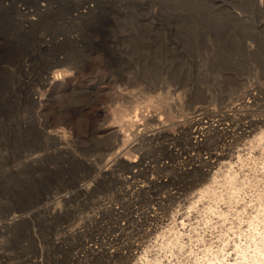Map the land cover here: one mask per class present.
Returning a JSON list of instances; mask_svg holds the SVG:
<instances>
[{
	"label": "rangeland",
	"instance_id": "obj_1",
	"mask_svg": "<svg viewBox=\"0 0 264 264\" xmlns=\"http://www.w3.org/2000/svg\"><path fill=\"white\" fill-rule=\"evenodd\" d=\"M18 4L29 6L34 11L35 19L29 20L18 9ZM67 38L68 40L65 41ZM71 43L73 44L71 45ZM60 49L61 53H59ZM68 51L72 56L69 55ZM66 55L69 56L66 57ZM71 58L73 60H70ZM75 58L78 62L77 60L74 61ZM63 60L68 65H65L66 63L58 64ZM73 61L77 64H74ZM62 67L64 71H68L66 74L61 73L63 72ZM66 68L71 69V71ZM59 69L61 70L60 79L57 82L52 79L55 86L51 79L47 84L42 83V77L45 78L48 73L52 74L54 70ZM124 74L125 76H123ZM114 76L115 80L113 79ZM117 82V85L120 84L119 87L122 85L123 91L121 90L122 87L120 89L115 87L116 84L114 83ZM109 83L112 84L111 89L110 85L108 86ZM239 83L242 84V88ZM84 86L86 87L83 88ZM125 86L133 93L130 91L132 94H127L129 90L127 89L125 92L127 88ZM79 87L85 90L77 89ZM237 87H239L238 93L244 91L242 92L243 95L248 97H245L247 101H250L249 106H242L243 108L238 109V112L241 113L238 115L242 116V113H245L246 116L243 115L244 118H241V121H248L251 116L264 118V0H0V264L4 262L6 264H98L100 261L102 262L99 264H107V261L101 257L102 254L96 251L97 254L94 252L95 256L89 250V245L98 246L97 241L100 242L104 238L106 241L108 237L109 239L123 237L124 242L128 240L136 242L140 240L141 243L146 241L149 238L146 234V228L151 227V224L143 225L142 218L144 219L145 211L151 209L150 206H158L154 202L151 205L149 199L151 196L166 195L164 191L174 185L169 184L162 188L156 184L146 194L139 190V185L143 183L141 179L144 180L146 177L139 175L133 179L122 178L126 177L127 174L132 175L135 170L138 171V167H134L131 172L124 168V171L122 166L115 164L116 167L113 164L114 161L119 163L125 160L126 156L128 157L126 160L129 161L131 155L133 156L137 152L130 147L134 146L135 143H144V145H148V147L145 145L144 148H151L149 155L147 154L150 158H147V162L152 160L149 163L155 168L170 160L169 164L174 163V159L169 156V147H173L175 152H181V149L184 151L189 147L194 156L199 152L197 156L203 160L209 159L208 156L212 148V151L233 152L232 150L241 149L245 152V149L250 145L249 139L252 136L239 140L232 136L233 131L222 129V127L235 128L232 120H230L233 118L232 115H235L233 113L235 110L227 111L228 113L231 112V118L228 119L230 121L225 120V123L230 122L229 127L227 124H222V126L210 130L212 133L210 131L206 133L205 129L203 135L207 136V142L205 141V146L202 147L203 149L200 148L201 150L191 146V136L194 135L191 132L196 127L195 125L191 126V120H189L190 122L187 120L190 116L189 119L196 118L194 115L200 109V111L207 110L211 114L216 111L218 114L223 113V110L226 109L225 104H229L230 100H233V94H235L234 91ZM115 89L119 91L115 93L114 97L113 91H116ZM106 90L112 94L109 92L105 94ZM240 90L242 91L240 92ZM84 91L91 92L86 93ZM120 92L126 93L127 96ZM250 92L253 95L256 93V98H259L256 99L252 94H249ZM85 93L86 96L93 94L86 97ZM119 93L124 96H122L123 99ZM29 94L35 95L36 104L31 102ZM108 94L113 97L115 102L110 100L112 98H108ZM119 95L124 102L121 100V103L120 99L117 102ZM130 95L135 96L133 98ZM224 96H232V98L223 99ZM178 97L183 106H181ZM249 97L256 103L251 102ZM78 98H81V101ZM222 99L225 100L224 103H222ZM194 100L196 101L193 102ZM242 100L238 101L234 98L233 102L237 104ZM173 104L175 105L173 106ZM230 104L232 105V102ZM251 104L253 106H250ZM238 106L241 107L238 104L237 108ZM160 107L163 111L161 113L163 118L160 117ZM134 108L139 109L137 117L141 118L137 120H146L148 116H152L149 117V122L147 120L146 123L142 120L141 122L135 120ZM153 114L156 115L153 116ZM129 116H132L139 125L142 123L143 129L136 122L134 124L137 127L135 125L132 127V117ZM159 117L163 124L166 123L168 126H166L165 136L158 133L157 127L160 124L154 125L158 119L159 122H162ZM163 119L166 121L164 122ZM182 119H186L188 122L185 120L180 124L179 121ZM118 121L119 123L124 122L126 128L129 124L132 131L135 128L139 129L136 134V129L130 134V138L134 134L136 135L131 138V141L135 138V143L134 140L132 142L129 139L122 140L124 138L121 136L123 133L118 132V137H115L117 136L116 133L112 141L105 145L110 149L104 150L100 142L101 135L111 131H106L105 126L110 123H118ZM158 121L156 123H159ZM174 121L178 122V125ZM185 122L190 123V125L187 124V128ZM147 123L153 124L156 128L153 130V125L148 126ZM182 124L184 125L182 126ZM102 126L105 133L101 130ZM144 128L153 131L148 130L151 131L149 133L145 129L147 133ZM45 132L49 133L46 135ZM50 133L55 134V137L48 136L51 135ZM237 134L235 135L237 136ZM226 135H231L233 138L228 136L226 138ZM137 136L142 140H138ZM155 137L156 139H154ZM173 139L174 142H172ZM60 143L63 145L61 146ZM230 143H232L231 146ZM165 146L166 148H164ZM216 146L217 149L218 147L220 149H214ZM207 148L210 149L207 150ZM207 151L208 154H206ZM32 157L33 159H31ZM112 158L114 159L112 160ZM182 159L181 157L176 158L175 163L180 167L181 165L184 167L192 166L191 164L187 165ZM110 161L113 163L111 164ZM92 163L95 165L93 166ZM88 165L92 168L89 169L90 166ZM111 165L114 166L112 167L115 173L110 169V171L108 170ZM97 166L98 168H95ZM206 167L204 166V168ZM99 168L106 176L100 174L103 179L99 176ZM155 168H153V172L156 170L157 176L156 173L154 175L150 171L148 178H151L153 174L154 177L161 176L160 180L174 179L172 170L168 172ZM244 168L247 169L248 167ZM95 175H97L99 182L93 184V188L88 187L87 189L90 190L87 191L85 185L81 184L92 181ZM188 176L184 179L186 183L183 186L181 198L167 201L168 214L165 211H163L164 213L161 212L163 209H158L161 215L164 214L165 220L168 219L169 216L167 215H171V212L184 213L185 197L191 196L197 190L195 185L201 181L202 174L199 172L191 175L193 177L189 176L188 178ZM111 177L119 179L115 182V180L110 179ZM136 178H139V183ZM129 181L132 183L131 185ZM167 187L168 189H166ZM195 187L196 190L193 191ZM129 188L134 189V191ZM123 189L125 190L123 191ZM64 193H67L66 196L69 198L67 201L62 200L64 203L61 202L64 209H60L61 206L58 209L55 208V205H58V200L63 199L58 195ZM127 193L129 197L126 195ZM78 194L80 196L81 194L87 195L81 196L80 199ZM135 195L138 196V199ZM97 196L98 198L101 196V201L104 199L105 202L99 203L101 204L100 208L93 205V200L98 199ZM245 196L248 199L249 193ZM84 200H87V203ZM163 202H166L165 199ZM69 205L71 206L69 207ZM53 206L57 210L51 209ZM223 206L227 207L225 204ZM135 209H139V211ZM119 212L123 215H120ZM196 215L199 214L194 210L189 216L191 222H196ZM247 215L248 213H243L242 218H247ZM228 217H230V221L231 218L238 221L234 213H229ZM245 222L243 223L244 228ZM212 230L213 228L205 232L206 239L214 237L213 241H217L219 228L214 229V232ZM108 231L112 233L110 234ZM229 231L232 235V230ZM101 237L102 239L99 240ZM230 244L228 245L229 249L233 245ZM121 245L122 243H119L116 246ZM105 246L109 247V244H105ZM40 247L43 249L42 251L45 249L44 253L40 251ZM183 257L184 255L181 258ZM44 259L45 263H43ZM123 261H117V263H126L125 259ZM117 263L111 261L110 264Z\"/></svg>",
	"mask_w": 264,
	"mask_h": 264
},
{
	"label": "bare ground",
	"instance_id": "obj_2",
	"mask_svg": "<svg viewBox=\"0 0 264 264\" xmlns=\"http://www.w3.org/2000/svg\"><path fill=\"white\" fill-rule=\"evenodd\" d=\"M83 2H85V1H83ZM85 3H87V2H85ZM69 36H70V34H68ZM76 35H78V34H76ZM75 35V36H76ZM66 37H68V36H66ZM72 37V36H71ZM71 37H69V38H71ZM73 38V37H72ZM79 38V37H78ZM63 40V39H62ZM66 40H68V38L67 39H65V41ZM71 40V39H70ZM73 40V39H72ZM74 40H76L75 38H74ZM64 41V40H63ZM62 41V42H63ZM77 41H80V39L78 40L77 39ZM69 42V41H68ZM71 42H73V41H71ZM46 43V42H45ZM65 43V42H64ZM63 44V43H62ZM73 43H71V45H72ZM76 44H79V43H76ZM75 44V45H76ZM46 45V44H45ZM64 45V44H63ZM62 45V48L64 47ZM70 45V44H69ZM77 46V45H76ZM81 46V45H80ZM68 47V46H67ZM69 47H71V46H69ZM78 47V46H77ZM252 47V46H251ZM79 48V47H78ZM253 48V47H252ZM76 49V48H75ZM64 50V49H63ZM62 50V51H63ZM66 50V49H65ZM77 50V49H76ZM69 52V51H68ZM59 53H61V49H60V52ZM70 53V52H69ZM62 54H65V53H63L62 52ZM68 54V53H67ZM59 55V54H58ZM61 55V54H60ZM70 56H72V54L70 53L69 54ZM68 55V56H69ZM64 56V55H63ZM67 55H66V57H68ZM79 56V55H78ZM75 57V56H74ZM65 58V57H64ZM73 58V57H72ZM70 59V60H73V59ZM79 59V58H78ZM59 60V59H58ZM67 60L69 61V59L67 58ZM77 59L75 58V60L74 61H76ZM57 61V60H56ZM73 61V62H74ZM82 61V60H81ZM80 61V62H81ZM77 62H78V60H77ZM66 62L63 60V61H60L58 64L60 65V64H65ZM76 62H74V64H75ZM57 64V63H56ZM73 64V65H74ZM77 64V63H76ZM82 64V63H81ZM65 65H68V63H66ZM70 65V64H69ZM72 65V64H71ZM70 65V66H71ZM61 66H63V65H61ZM60 66V67H61ZM77 67V66H76ZM71 68V67H70ZM58 69V68H57ZM66 69H68L69 70V68H66ZM61 70L63 71V72H61ZM61 70L59 69V70H54V73H52V74H50V73H48L47 74V76L44 78V77H42L43 79H42V83L44 84V83H46L47 84V82L51 79V82H52V84H53V81H52V79L55 81V82H57L59 79H60V74L61 73H63V74H66V71H64V69H63V67L61 68ZM118 70V69H117ZM69 71H71V69L69 70ZM116 71V70H115ZM61 72V73H60ZM68 72V71H67ZM119 72V71H118ZM121 72V71H120ZM72 73V72H71ZM62 74V75H63ZM118 74V73H117ZM121 74H123V73H121ZM45 76V75H44ZM117 76V75H116ZM119 76V75H118ZM123 76H125V74L123 75ZM63 78V77H62ZM61 78V79H62ZM115 78V76L113 77V79ZM128 78H130L129 76H128ZM127 78V79H128ZM112 79V78H111ZM115 80V79H114ZM118 80V79H117ZM122 80V79H121ZM113 81V80H112ZM111 81V82H112ZM120 81V80H119ZM118 81V82H119ZM124 81V80H123ZM123 81H121L122 83H123ZM50 82V81H49ZM54 82V83H55ZM110 82V83H111ZM118 82L117 83H114V84H116L115 85V87L117 86V88L119 87V85L121 84L120 82V84L119 85H117L118 84ZM110 83L108 84V86L110 85ZM113 83V82H112ZM42 84V85H43ZM113 84V85H114ZM54 85V84H53ZM112 85V84H111ZM111 85H110V89H111ZM242 85V84H241ZM241 85H240V83H239V86L241 87ZM55 86V85H54ZM57 86V85H56ZM61 86H62V84H61ZM60 86V87H61ZM89 86V85H88ZM94 86V85H93ZM92 86V87H93ZM57 87H59V86H57ZM86 86H84L83 88H85ZM91 87V86H90ZM89 87V88H90ZM96 87V86H95ZM106 87V86H105ZM104 87V88H105ZM114 87V88H115ZM120 87H122V85L120 86ZM120 87L118 88V89H120ZM125 87H127V86H125ZM125 87H124V90H125ZM83 88H77V89H82V90H85V89H83ZM114 88H113V90H114ZM242 88V87H241ZM37 89V88H36ZM75 89H76V87H75ZM88 89V88H87ZM91 89H93V88H91ZM108 89V88H107ZM110 89H108V90H110ZM127 89H128V87L126 88V90H125V92L127 91ZM239 89V87H237V89L234 91V93L235 94H233L232 96L234 97V98H236V100H242V98H244V100H242L241 102H237V104H234V102H233V100H234V98H233V100H230L231 102H232V105L229 103V104H225L226 105V109L225 110H223L224 112L223 113H217V111L215 112V113H213V114H211L209 111H207V110H202V111H200L199 109V113L197 112L196 113V115H194V116H196V118H194V119H187L188 121L189 120H191V126H194L195 125V130L193 129V131L191 132L192 134H194V135H192L191 136V146L192 147H194V148H198L199 150H201L200 148H202L203 146H205V141L207 140V136L206 135H203L204 134V131H205V129H206V133H208L210 130H212V129H215L216 127H219V126H222V124H230V122L229 123H225V120H227V122L228 121H230V120H232L231 122L233 123V125H234V129H227V127H222V129H224V130H227V131H233L232 132V136H235V137H237V139H239V140H242V139H245V138H250V136H252V138L251 139H249V142H250V145L245 149V152H243L241 149H238V150H232L233 152H230V151H228V152H225V150H218V149H220L219 147H218V149H217V143H216V148H214V149H217L218 151H212V149H211V152H210V155L208 156V155H206V156H208L209 157V159L207 158L206 160H203L201 157H198L197 155H199V152L197 153V155H193V153H191L190 152V150H189V147L187 148V149H185L184 151H183V149H181L182 151L180 152V151H178V152H175L174 151V148L173 147H169L168 148V151H169V156L170 157H172L174 160V163L173 164H169V162L171 161L170 159V161L169 162H165L163 165H160V167H156V168H159V170L160 169H162V170H167L168 172L170 171V170H172L173 172H174V179H170V180H168L166 177V179H162V180H160V177L161 176H159L158 175V177H156L157 176V173H156V170H154L155 172H153V168H155L154 166H152V164H150L149 162H152V160H150V161H148L147 162V158L149 157V156H147V154L149 153V149H151V148H144V146L146 145H144V143L143 144H140V143H135V138L132 140L135 144H134V146H130V147H132L133 149H134V151L136 152V154H134L133 156L131 155V158L129 159V161L128 160H126L128 157L126 156V159L125 160H123L122 158H120V159H122L123 161H120L119 163H118V161H117V163H116V161H114V163H113V161H110L111 162V164L113 163L114 165L116 164V165H120V166H122V168L124 169H128V170H130V172L132 171V169L134 168V167H138V171H136L135 170V173H132V175L131 174H125L126 175V177L124 176V177H122L123 179H127V178H135V177H139V175H141L142 177L144 176V180H142L141 179V181H143V183L141 184V185H139V184H137V185H139L140 187V189L139 190H141V192H145L146 194L149 192V191H151V188H153V186L154 185H156V184H159V186L160 187H162V188H165L166 186H168L169 184H171V185H174L173 187H171L170 186V188L168 189V187L166 188V189H168V190H166V191H164V194H166V195H163V194H159L160 195V197H152L151 196V199H149L150 200V202H151V205H152V202H154V204H157L156 206L157 207H154V206H150L149 208H151V209H149L148 211L146 210L145 211V213H144V219L142 218V220H143V225L144 224H147V226H148V224L150 225L151 224V227H147L146 228V234H147V236L149 237L146 241H142V243L141 242H139V241H137V242H139V243H137L136 241H132V240H128L127 242H124L125 241V239L122 237H114L113 239H109V237H108V240H104V239H102V237L99 239V240H101L100 242L99 241H97L98 243H99V245L98 246H93V244L92 245H89L90 246V248H89V250H91V252H95L96 253V251H98V253H100V254H102V256L101 257H103L104 259H105V261H107L106 263L107 264H110L111 263V261H114V262H116L117 263V261H123L124 259H125V262L126 263H124V264H264V118H261V117H259V118H257V117H253V116H251V118L248 120V121H245V122H242L241 120V118H244L243 117V115L245 114V113H242L243 115L241 116V115H238V114H241V113H239L238 112V109L239 108H243L242 106H246L247 107V105H248V103H250V101L248 100H246V98L245 97H247V96H245V95H243V93L242 92H244V91H242V90H240V92L241 93H238V90ZM35 90V89H34ZM34 90H33V92H34ZM94 90V89H93ZM92 90V91H93ZM104 90V89H103ZM116 91H113V96L115 97V93H118V91H117V89H115ZM122 91H123V87H122V89H121ZM129 90V92L127 93V94H132L133 93V91H131L130 89H128ZM36 91V90H35ZM72 91V90H71ZM79 91V90H78ZM78 91H76V93H78ZM132 93H131V92ZM74 92H75V90H74ZM84 92H91V91H84ZM106 93L105 94H107L108 92H109V94H112L110 91H105ZM79 93H80V91H79ZM86 93H85V96H86ZM94 93V92H93ZM92 93V94H93ZM120 93H123V92H120ZM119 93V94H120ZM92 94H90V95H92ZM104 94V93H103ZM108 94V98H112V99H110V100H112L113 101V97H111V95H109ZM126 94V93H125ZM124 93H123V95H125ZM127 94H126V96H127ZM249 94H252V92H250ZM256 94V93H255ZM253 95L252 94V96H254L255 98H256V95ZM77 95H79V94H77ZM90 95H88V96H90ZM121 95V94H120ZM120 95L119 96H117V98H118V101L117 102H119V99H120V102H121V100L123 99V95H121V97H122V99H121V97H120ZM136 95V94H135ZM134 95V96H135ZM73 96V95H72ZM82 96V95H81ZM88 96H86V97H88ZM107 96V95H106ZM105 96V97H106ZM125 96V97H126ZM129 96V95H128ZM131 97H133L134 98V96H132V95H130ZM232 96H224L223 97V99H228L229 97H231L232 98ZM249 96H251V95H249ZM29 97H30V100H31V102L33 103V104H36L37 103V99H36V97H35V95L34 94H32V95H30L29 94ZM78 97V96H77ZM85 97V98H86ZM104 97V98H105ZM84 98V99H85ZM92 98V97H91ZM90 98V99H91ZM107 98V97H106ZM127 98V97H126ZM125 98V99H126ZM128 98H130V97H128ZM179 98V97H178ZM177 98V99H178ZM248 98V97H247ZM250 99H251V97H249ZM257 98H259V97H257ZM256 98V99H257ZM263 98H264V94H263ZM79 99V98H78ZM84 99H82V101H84ZM222 99V100H223ZM255 99V100H256ZM80 101H81V98L79 99ZM114 100H115V98H114ZM117 100V99H116ZM178 100H180V104H182V101H181V99L179 98ZM221 100V101H222ZM252 100V99H251ZM264 100V99H263ZM73 101V100H72ZM75 101V100H74ZM196 100H194L193 102H195ZM224 101L225 100H223L222 101V103H224ZM254 100H252L251 102H253ZM258 101V100H257ZM113 102H115V101H113ZM122 102H124L123 100H122ZM121 102V103H122ZM173 102H175V101H173ZM172 102V103H173ZM179 102V101H178ZM236 102V101H235ZM255 102V101H254ZM31 103V104H32ZM80 103H82V102H80ZM171 103V104H172ZM256 103V102H255ZM74 104H76V103H74ZM170 104V103H169ZM241 105V107H239L238 106V108H237V105ZM253 104V103H252ZM250 105V106H253V105ZM78 105V104H77ZM175 104H173V106H174ZM177 105V104H176ZM178 105H179V103H178ZM172 106V105H171ZM181 106H183V104L181 105ZM224 106V105H223ZM229 106V108L227 109V107ZM249 106V105H248ZM32 107H34V106H32ZM136 107H138V106H136ZM137 109L138 108H134V111H135V113H136V115H135V113H134V115L136 116V119L135 120H137L139 117H137V115H138V113H139V109H138V111H137ZM160 109H161V107H160ZM206 109V108H205ZM208 109V108H207ZM32 110V109H31ZM212 110V109H211ZM215 110V109H214ZM228 110H235V112H233L235 115L233 116L232 115V117L233 118H231V116H230V113H228L227 111ZM33 111H34V109H33ZM156 111V110H155ZM220 111H221V109H220ZM241 111V110H240ZM163 111H162V109H161V112H160V117H162V113ZM211 114H209V113ZM213 112V111H212ZM154 113H156V112H154ZM217 113V114H216ZM247 113H249V112H247ZM251 114V113H250ZM152 115V114H151ZM154 115H156V114H153V116ZM252 115V114H251ZM34 116V115H33ZM133 116V115H132ZM131 116V117H132ZM159 116V115H158ZM157 116V117H158ZM218 116H220V117H218ZM241 116V117H240ZM245 116V115H244ZM130 117V116H129ZM130 117V118H131ZM134 117V116H133ZM132 117V120L131 121H133L132 123L133 124H131L132 125V127H137V125H135L134 123L136 122V124H138V122L137 121H139V122H141V120H137V121H135V120H133L134 118ZM143 117H145V116H143ZM142 117V118H143ZM149 117H152V116H148V118H146V120H147V122H149L148 121V119H149ZM159 117V118H160ZM193 117V116H192ZM246 117V116H245ZM141 118V117H140ZM139 118V119H140ZM154 118V117H153ZM156 118V117H155ZM163 118V117H162ZM231 118V119H230ZM33 119H35V118H33ZM129 119V118H128ZM151 119V118H150ZM157 119V118H156ZM161 119V118H160ZM228 119H230V120H228ZM145 119H143L142 120V122H145L146 121ZM159 120V119H158ZM157 120V121H158ZM164 120V122L166 121L165 119H163ZM177 120H179V119H177ZM186 120V119H185ZM185 120H183L182 119V121H179V123L181 122V123H183V121H185ZM186 120V121H187ZM37 121H39V120H37ZM128 121V120H127ZM150 121H152V120H150ZM156 121V120H155ZM156 121V122H157ZM160 121V120H159ZM158 121V122H159ZM161 121H162V119H161ZM187 121V122H188ZM243 121H244V119H243ZM121 122V121H120ZM129 122H130V120H129ZM154 122V121H153ZM152 122V123H153ZM156 122H154L155 124L154 125H157V124H160L157 128L159 129H157L158 130V133L160 134V135H164L165 136V134H166V131H167V128H166V126H167V124L165 125V124H163V121L162 122H159V123H156ZM175 122V121H174ZM35 123H36V121H35ZM40 123V122H39ZM118 123H119V121H118ZM110 123L109 125L107 124V126H105L106 127V131H109V130H111L109 133H105V129L104 130H102L104 127L102 126V128H101V130L102 131H104V135L102 136L101 135V137H102V139H101V145H102V148H104V150H109L110 148L109 147H105V145H107V144H109L111 141H112V139H113V137L116 135V133H117V136H115V137H118V132L120 133L121 132V136H124V138L122 139V140H128L129 139V141H131V138L138 132V130L136 129H134L135 130V134L133 135V136H131V138H130V134L131 133H133V131H132V127L130 128L129 127V124H128V126H127V128H126V124H124V122H122V123ZM146 123V122H145ZM145 123H143L144 125H145ZM162 123V124H161ZM175 123H177V125H178V122H175ZM180 123V124H181ZM186 123V122H185ZM190 123H186L185 125H186V128H187V124L188 125H190ZM41 124V123H40ZM116 124V125H115ZM142 124V123H141ZM141 124L139 125L140 127H141ZM147 124H149V123H147ZM130 125V126H131ZM135 125V126H134ZM151 124H149L148 126H150ZM153 125V124H152ZM151 125V126H152ZM152 126L153 128V130L156 128L155 126ZM173 125H174V123H173ZM184 124H182V126H183ZM36 126V125H35ZM42 126V125H41ZM45 126V125H44ZM175 126V125H174ZM232 126V125H231ZM119 127V128H118ZM147 127V126H146ZM168 127V126H167ZM189 127V126H188ZM228 127H229V125H228ZM233 127V126H232ZM37 128V127H36ZM41 128V127H40ZM46 128V127H45ZM128 128H129V130H128ZM142 128V127H141ZM140 128V129H141ZM148 128H150V127H148ZM190 128V127H189ZM39 129V128H38ZM143 129V128H142ZM145 129H147V128H144V130ZM180 129V128H179ZM183 129V128H182ZM191 129V128H190ZM219 129V128H218ZM217 129V130H218ZM46 130V129H45ZM44 130V131H45ZM130 131V132H128V131ZM143 130V131H144ZM148 130H151V129H147V131ZM153 130H151V131H153ZM185 130V129H184ZM187 130V129H186ZM43 131V130H42ZM132 131V132H131ZM137 131V132H136ZM140 131H142V130H140ZM142 131V132H143ZM146 131V130H145ZM146 131V132H147ZM150 131V132H151ZM181 131V130H180ZM189 131V130H188ZM222 131V130H221ZM227 131H224V132H227ZM50 132V131H49ZM49 132H47V133H49ZM53 132V131H52ZM149 132V131H148ZM147 132V133H148ZM149 132V133H150ZM182 132V131H181ZM211 132V131H210ZM214 132H216V131H214ZM42 134L44 133V132H41ZM46 133V132H45ZM47 133H46V135H47ZM55 133V132H54ZM115 133V134H114ZM145 133V132H144ZM157 132H156V134H158ZM167 133H170V132H167ZM183 133V132H182ZM184 133H187V132H185L184 131ZM212 133V132H211ZM227 133H229V132H227ZM236 133H238L237 134V136L235 135ZM51 134V133H50ZM53 134V133H52ZM48 135V136H50V137H53L54 135ZM225 134V133H224ZM231 134V133H230ZM46 135H44V136H46ZM142 135V134H141ZM145 135V134H144ZM149 135V134H148ZM151 135V134H150ZM188 135V134H187ZM208 135V134H207ZM222 135V134H221ZM136 136V135H135ZM134 136V137H135ZM147 136V135H146ZM153 136H155V135H153ZM152 136V137H153ZM171 136V135H170ZM190 136V135H189ZM201 136H203V137H201ZM205 136H206V138H205ZM210 136V135H209ZM227 136L228 135H226V138H227ZM55 137V136H54ZM138 137V136H137ZM152 137H150V138H152ZM160 137V136H159ZM167 137V136H166ZM228 137H231V135H229ZM234 137V138H235ZM120 138V137H119ZM118 138V139H119ZM141 138H143V137H141ZM147 138H148V136H147ZM168 138H169V135H168ZM172 138H173V136H172ZM190 138V137H189ZM224 139H226L225 137H223ZM231 138H233V137H231ZM45 139H46V137H45ZM50 139H52V138H50ZM55 139V138H54ZM115 139V138H114ZM138 140L140 139L139 137L137 138ZM136 139V140H137ZM144 139H145V137H144ZM154 139H156V137L154 138ZM166 139V138H165ZM164 139V140H165ZM171 139V138H170ZM179 139V138H178ZM181 139V138H180ZM53 140V139H52ZM124 140V141H125ZM138 140H137V142H138ZM140 140H142V139H140ZM149 140H151V139H149ZM159 140V139H158ZM46 141V140H45ZM51 141V140H50ZM131 141V142H132ZM157 141V140H156ZM162 141V140H161ZM160 141V142H161ZM166 141H168L167 139H166ZM221 141H222V139H221ZM226 141V140H225ZM229 141V140H228ZM234 141V140H233ZM130 142V143H131ZM141 142V141H140ZM146 142V141H145ZM172 142H174V139H173V141ZM176 142V141H175ZM184 142V141H183ZM207 142V141H206ZM211 142V141H210ZM64 143V142H63ZM129 143V142H128ZM147 143V142H146ZM170 143H171V141H170ZM179 143V142H178ZM233 143V142H232ZM232 143H230V146H231V144ZM44 144H45V142H44ZM55 144V143H54ZM56 144H58V143H56ZM148 144V143H147ZM159 144V143H158ZM173 144V143H172ZM211 144V143H210ZM60 145L62 146L63 144H61L60 143ZM59 145V146H60ZM130 145V144H129ZM157 145V144H156ZM161 145V144H160ZM174 145V144H173ZM180 145V144H179ZM186 145H188V144H186ZM206 145H208V144H206ZM220 145V144H219ZM45 146V145H44ZM56 146V145H55ZM59 146H58V148H59ZM65 146V145H64ZM68 146V145H67ZM150 146L152 147V145L150 144ZM163 146V145H162ZM161 146V147H162ZM168 146H170V145H168ZM167 146V147H168ZM190 146V147H191ZM215 146V145H214ZM46 147H48V146H46ZM51 147H53V146H51ZM69 147V146H68ZM145 147H148V145H146ZM154 147V146H153ZM183 147V146H182ZM185 147V146H184ZM191 147V148H192ZM208 147V146H207ZM210 147V146H209ZM50 148V147H49ZM64 148V147H63ZM157 148V147H156ZM164 148H166V146L164 147ZM231 148V147H230ZM233 148V147H232ZM257 148V150H255ZM55 149V148H54ZM56 149H57V146H56ZM60 149H61V147H60ZM198 149H196V150H198ZM203 149V148H202ZM208 149H210V148H207V150ZM222 149V148H221ZM224 149V148H223ZM228 149H229V147H228ZM65 150H67V149H65ZM192 150V152H193V149H191ZM198 150V151H199ZM204 150H206V149H204ZM244 150V149H243ZM51 151V150H50ZM53 151V150H52ZM51 151V152H52ZM157 151V150H156ZM227 151V150H226ZM67 152V151H66ZM152 152H155V151H152ZM195 152V151H194ZM168 153V152H167ZM196 153V152H195ZM41 154V153H40ZM185 154V156H183ZM206 154H208V151H207V153ZM42 155V154H41ZM149 155V154H148ZM166 155V154H165ZM34 156V155H33ZM38 157V156H37ZM40 157V156H39ZM118 157V156H117ZM123 157V156H122ZM179 157H181V159L182 160H184V162L188 165V164H191L192 166H188V167H184V166H182L181 165V167L180 166H178V164L177 163H175V160H176V158H179ZM198 157V158H197ZM158 158H160V157H158ZM157 158V159H158ZM161 158H164V157H161ZM199 158H201V159H199ZM223 158H226V159H223ZM31 159H33V157L31 158ZM35 159V158H34ZM36 159H38V158H36ZM114 158H112V160H113ZM118 159V158H117ZM117 159H115V160H117ZM148 159H150V158H148ZM165 159V158H164ZM161 160V159H160ZM154 161V160H153ZM156 161V160H155ZM162 161H164V160H162ZM165 161H167V160H165ZM196 161H198V162H196ZM160 162V161H159ZM200 162V163H199ZM96 163V162H95ZM156 163V162H155ZM158 163V162H157ZM161 163H163V162H161ZM88 164V163H87ZM91 164V163H90ZM93 164V163H92ZM154 164V163H153ZM95 164H93V166H94ZM98 165V164H97ZM115 165V166H116ZM156 165V164H155ZM88 166H90V165H88ZM106 166V165H105ZM113 165H111V166H109L108 167V170L110 169V170H112L113 171V173H115L114 172V170H113V167H112ZM158 166V165H157ZM204 166H207L206 168H204ZM99 167H101L100 165H99ZM117 167V166H116ZM244 167H248L247 169H245ZM89 169L90 168H92V166H90V167H88ZM94 168V167H93ZM95 168H98V166L97 167H95ZM112 168V169H111ZM155 168V169H156ZM105 169V168H104ZM104 169H103V171H104ZM119 169V168H118ZM117 169V170H118ZM125 169H124V171H125ZM97 170V169H96ZM96 170H95V172H96ZM99 170V176H100V174H103V172L102 171H100V170H102V169H98ZM97 170V171H98ZM109 170V171H110ZM117 170H115V171H117ZM134 170V169H133ZM161 170V171H162ZM150 171H152L153 173H154V175H155V173H156V176L154 177L153 176V174L151 175V178H148V172H150ZM160 171V172H161ZM247 171V172H246ZM102 172V173H101ZM134 172V171H133ZM166 172V171H165ZM164 172V173H165ZM200 172V174H202V178H201V181L199 182V183H197V185H195L196 187H197V190H196V187H195V189H193V191L194 190H196L193 194H192V192H190L192 195L191 196H189V197H185V203H184V207H185V212L184 213H181V214H179L178 213V211H176V212H171V215H167V216H169L168 217V219H166L165 220V218L163 217L164 216V214L163 215H161L160 214V212L158 211V209L160 210V209H163L161 212H163V211H165V213H167L168 214V206L166 205V204H168V202L167 201H169L170 199H174L175 200V198H181V195L183 194V186H184V184L186 183V182H184L185 180V178L189 175V176H191V175H193V174H195V173H199ZM97 173V172H96ZM106 173H108V172H106ZM110 173V172H109ZM123 173V172H122ZM125 173H127V172H125ZM159 173V172H158ZM162 173V172H161ZM124 174V173H123ZM160 174V173H159ZM168 174V173H167ZM171 174V173H170ZM104 175V174H103ZM115 175V174H114ZM113 175V176H114ZM117 175H119V174H117ZM163 175V174H162ZM166 175V174H165ZM169 175V174H168ZM172 175V174H171ZM183 175H187V176H183ZM97 175H95V177H93L92 178V181L90 180H88L89 182H82V184L81 185H85L84 187H86L85 189L87 190V191H89L90 189H87L88 187H92L93 188V184L95 185V183L96 182H99V179H97L98 177H96ZM105 176V175H104ZM121 176V175H120ZM140 176V177H141ZM170 176V175H169ZM189 176H188V178H189ZM101 177V176H100ZM103 177V176H102ZM101 177V178H102ZM106 177V176H105ZM119 177V176H118ZM183 179H182V178ZM191 177H193V176H191ZM108 178V177H107ZM120 178V181H122L121 180V177H119ZM119 178H115V177H111L110 179H112V181H114L115 180V182L117 181V179H119ZM156 178V179H155ZM180 178V179H179ZM103 179V178H102ZM101 179V180H102ZM137 180H138V183L140 182L139 181V178H136ZM188 180V179H187ZM107 181V180H106ZM125 181V180H124ZM131 181V180H130ZM129 181V183H130V185L132 184L131 182ZM133 181V180H132ZM199 181V180H198ZM102 182V181H101ZM118 182H119V180H118ZM117 182V183H118ZM123 182V181H122ZM105 183V182H104ZM129 183L127 184V185H129ZM101 184V183H100ZM110 184H112V183H110ZM126 184H124L126 187H127V185ZM133 184H134V182H133ZM80 185V184H79ZM114 185H116V184H114ZM135 185H136V183H135ZM193 185V186H194ZM75 186V185H74ZM101 186V185H100ZM102 186H104V185H102ZM107 186H109V185H107ZM158 186V185H157ZM99 187V186H98ZM129 187V186H128ZM131 187V186H130ZM132 187H133V185H132ZM74 188V187H73ZM80 188V187H79ZM91 188V189H92ZM97 188V187H96ZM125 188V187H124ZM134 188V187H133ZM95 189V188H94ZM101 189V188H100ZM107 189V188H106ZM130 189V188H129ZM132 189V188H131ZM130 189V190H131ZM155 189V188H154ZM158 189V188H157ZM64 190V189H63ZM77 190V189H76ZM82 190V189H81ZM99 190V189H98ZM125 189H123V191H124ZM129 190V191H130ZM156 190V189H155ZM84 191V190H83ZM82 191V192H83ZM92 191V190H91ZM90 191V192H91ZM100 191V190H99ZM131 191H134V189L133 190H131ZM138 191V190H137ZM163 191V190H162ZM77 192V191H76ZM81 192V193H82ZM98 192V191H97ZM68 193V192H67ZM67 193H64V194H62V195H60L61 194V192H60V194L58 195V196H61L63 199H57L58 200V202L57 201H55V202H57V206L55 205V208H60V206H61V204L62 203H64V202H62V200L64 201H67L69 198H68V196H66L67 195ZM93 193V192H92ZM121 193V192H120ZM133 193V192H132ZM151 193V192H150ZM247 193H249V198L247 199L246 198V196H245V194H247ZM70 194V193H69ZM83 194V193H82ZM81 194V196H84V195H87V194H84V195H82ZM90 194V193H89ZM131 194V193H130ZM129 194V195H130ZM155 194H157V193H155ZM70 195H72V194H70ZM77 195V194H76ZM76 195H74V196H76ZM92 195H94V193L92 194ZM127 196H128V193L126 194ZM142 196H143V194H141ZM145 195V194H144ZM154 195V194H153ZM163 195V196H162ZM78 196H80L79 194H78ZM81 196H80V199H81ZM122 196H125V195H122ZM132 196H133V194H132ZM136 196V195H135ZM138 196H139V194H138ZM138 196H136L137 198L136 199H138ZM147 196V195H146ZM60 197V198H61ZM70 197V196H69ZM91 197V196H90ZM101 197V196H100ZM100 197L98 198V196L96 197V198H98V199H94L93 200V205H97V206H94V207H98V208H100V205L101 204H103L102 203V201L104 200V199H102V201H101V199H100ZM129 197V196H128ZM162 197V198H161ZM89 198V197H88ZM131 198V197H130ZM133 198H135V197H133ZM146 198V197H145ZM159 198V199H158ZM91 199V198H90ZM136 199H134V200H136ZM144 199V198H143ZM156 199V200H155ZM163 199H165V201L167 202H163ZM174 200H173V202H174ZM52 201V200H51ZM85 201V200H84ZM90 201V200H89ZM137 201H139V200H137ZM143 201V200H142ZM241 201H244V202H242L241 203ZM48 202V201H47ZM46 202V203H47ZM54 202V203H55ZM62 202V203H61ZM86 203H87V200L85 201ZM101 202V204H99ZM104 202V201H103ZM140 202V201H139ZM156 202V203H155ZM51 203V202H50ZM54 203H51V204H54ZM90 203V202H89ZM105 203V202H104ZM136 203V202H135ZM138 203V202H137ZM141 203V202H140ZM56 204V203H55ZM71 204V203H70ZM91 204V203H90ZM89 204V205H90ZM147 204H149V203H147ZM171 204V203H170ZM227 205V207H224L223 205ZM47 205V204H46ZM88 205V204H87ZM92 205V204H91ZM47 206H49V205H47ZM46 206V207H47ZM63 206V205H62ZM62 206H61V208L60 209H64V207L62 208ZM65 206V205H64ZM71 205H69V207H70ZM137 206V205H136ZM147 206H149V205H147ZM67 208H68V206H66ZM86 207V206H85ZM103 207V206H102ZM112 207V206H111ZM110 207V208H111ZM118 207V206H117ZM49 208V207H48ZM54 208V206H53V208L51 207V209H55ZM87 208V207H86ZM104 208V207H103ZM115 208V207H114ZM142 208H143V206H142ZM57 209H55V210H57ZM60 209H59V211H60ZM70 209V208H69ZM88 209H90V208H88ZM92 209H93V207H92ZM102 209V208H101ZM121 208H119V210H120ZM133 209V208H132ZM231 209H232V211H231ZM68 210V209H67ZM112 210V209H111ZM136 210V209H135ZM194 210H196L197 211V213L199 214V215H196L197 216V220H196V222H191V219L189 218V216L191 215V213L194 211ZM48 211H50V210H48ZM62 211V210H61ZM64 211V210H63ZM62 211V212H63ZM118 211V210H117ZM121 211V210H120ZM123 211V210H122ZM136 211H139V209L138 210H136ZM143 211H144V209H143ZM51 212H52V210H51ZM100 212V211H99ZM98 212V213H99ZM57 213H58V211H57ZM69 213V212H68ZM134 213V212H133ZM142 213V212H141ZM164 213V212H163ZM229 213H234L236 216H237V218L236 219H238V221L236 220L235 221V219H232L231 218V221H230V217H228V215H229ZM243 213H248V215H247V218H245V219H243L242 217H243ZM100 214H102V213H100ZM119 214H120V212H119ZM128 214H129V212H128ZM132 214V213H131ZM47 215H49L48 213H47ZM51 215V214H50ZM53 215V214H52ZM118 215V214H117ZM120 215H123V214H120ZM134 215V214H133ZM140 215V214H139ZM128 216V215H127ZM195 216V217H196ZM134 217V216H133ZM136 217H137V215H136ZM246 217V216H245ZM51 218V217H50ZM49 218V219H50ZM129 218V217H128ZM130 220H131V218H129ZM214 219H217V221H214ZM51 220V219H50ZM133 220V219H132ZM137 220H140V219H137ZM226 221H230V222H226ZM246 221V222H245ZM127 222H128V219H127ZM130 222V221H129ZM246 223V226H245V228L243 227V223ZM136 225H137V223H136ZM141 225V224H140ZM143 225H141V226H143ZM133 226V225H132ZM138 226V225H137ZM146 226V225H145ZM145 226H144V228H145ZM69 227V226H68ZM67 227V228H68ZM78 227H80L79 225H78ZM123 228V227H122ZM137 228V227H136ZM143 228V227H142ZM213 228V232H214V229H216V228H219V231H218V240L217 241H213V238L214 237H212L211 239H206V234H205V232L208 230V229H212ZM64 229V228H63ZM70 229H71V227H70ZM114 229H115V227H114ZM117 229V228H116ZM119 229V228H118ZM125 229V228H124ZM133 229H135V228H133ZM139 229V228H138ZM232 230V235H234V237H231L232 235L230 234V231L229 230ZM67 230V229H66ZM79 230V229H78ZM81 230V229H80ZM141 230V229H140ZM145 230V229H144ZM143 230V231H144ZM73 231H74V229H73ZM111 231V230H110ZM115 231V230H114ZM118 231V230H117ZM121 231V230H120ZM134 231V230H133ZM62 232H64V231H62ZM76 232V231H75ZM81 232V231H80ZM109 232V231H108ZM124 232V231H123ZM142 232V231H141ZM76 233H78V231L76 232ZM105 233V232H104ZM107 233V232H106ZM110 233V232H109ZM112 233V232H111ZM110 233V234H111ZM115 233V232H114ZM135 233H137V232H135ZM120 235H122L121 233H119ZM138 234V233H137ZM140 234V233H139ZM138 234V235H139ZM145 234V235H146ZM116 235H118V234H116ZM143 235H144V233H143ZM97 236V235H96ZM123 236H125V235H123ZM128 236V235H127ZM105 237V236H104ZM55 238H57L58 239V237H55ZM60 238V237H59ZM86 238V237H85ZM93 238H94V236H93ZM106 238H107V236H106ZM128 238V237H127ZM89 239V238H88ZM60 240V239H59ZM62 240V239H61ZM85 240V239H84ZM138 240V239H137ZM52 241V240H51ZM54 241V240H53ZM52 241V242H53ZM57 241V240H56ZM82 241V240H81ZM93 241H95L94 239H93ZM34 242H35V240H34ZM86 243H87V241H85ZM89 242V241H88ZM92 242V241H91ZM97 242H95L96 244H97ZM146 242V243H145ZM90 243V242H89ZM93 243V242H92ZM94 243V244H95ZM119 243H122V245L121 246H116V245H118ZM230 243H232L233 245L230 247V249L228 248L229 246V244ZM63 244V243H62ZM61 244V245H62ZM105 244H109V247H107V246H105ZM214 244H216V245H214ZM59 245H60V243H59ZM231 245V244H230ZM38 246H39V244H38ZM41 246V245H40ZM56 246H58V245H56ZM88 246V247H89ZM62 247V246H61ZM82 247H83V245H82ZM87 247V248H88ZM41 248V247H40ZM86 248V249H87ZM114 248V249H113ZM39 249V248H38ZM79 249V248H78ZM81 249V248H80ZM86 249H85V251H86ZM43 249L41 248V250L40 251H42ZM84 250V249H83ZM231 250V251H230ZM37 251H39V250H37ZM44 251H45V249H44ZM44 251H42V253H44ZM82 251V250H81ZM91 252H89L90 254H91ZM92 253V254H93ZM95 253H94V255H95ZM41 253L39 252V255H40ZM89 254V255H90ZM97 254V253H96ZM38 255V256H39ZM74 255V254H73ZM184 255V257L183 258H181L182 256ZM41 256V255H40ZM44 256H45V254H44ZM75 256V255H74ZM96 256V255H95ZM9 257V256H8ZM43 257V256H42ZM69 257V256H68ZM71 257H73V256H71ZM94 257V256H93ZM93 257H91V258H93ZM98 257V256H97ZM5 258V257H4ZM11 258V257H10ZM9 258V259H10ZM30 258V257H29ZM34 258H35V256H34ZM37 258V257H36ZM60 258V257H59ZM65 258V257H64ZM70 258V257H69ZM42 259V258H41ZM61 259V258H60ZM73 259V258H72ZM72 259H70V260H72ZM102 259V258H101ZM5 260V259H4ZM29 260H31L32 261V259H29ZM38 261H39V259H37ZM94 261L96 260V259H93ZM100 260V259H99ZM9 261V260H8ZM4 262V261H3ZM7 262V261H6ZM35 262V261H34ZM100 262H102V261H100ZM100 262H98V264L100 263ZM124 262V261H123ZM122 262V263H123ZM1 263V262H0ZM5 263V262H4ZM3 263V264H4ZM43 263H45V259H44V262ZM120 263V262H119ZM119 263H117V264H119ZM6 264V263H5ZM35 264H38V263H35ZM40 264V263H39Z\"/></svg>",
	"mask_w": 264,
	"mask_h": 264
},
{
	"label": "built area",
	"instance_id": "obj_3",
	"mask_svg": "<svg viewBox=\"0 0 264 264\" xmlns=\"http://www.w3.org/2000/svg\"><path fill=\"white\" fill-rule=\"evenodd\" d=\"M18 9L23 12L29 20L35 19L34 16V11L32 9L29 8V6L27 5H23V4H18Z\"/></svg>",
	"mask_w": 264,
	"mask_h": 264
}]
</instances>
